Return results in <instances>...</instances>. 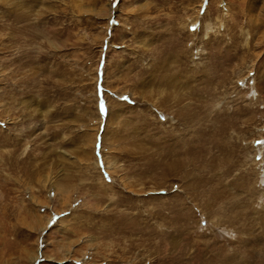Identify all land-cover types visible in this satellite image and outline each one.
Masks as SVG:
<instances>
[{"label":"rangeland","instance_id":"obj_1","mask_svg":"<svg viewBox=\"0 0 264 264\" xmlns=\"http://www.w3.org/2000/svg\"><path fill=\"white\" fill-rule=\"evenodd\" d=\"M0 264H264V0H0Z\"/></svg>","mask_w":264,"mask_h":264},{"label":"snow or ice","instance_id":"obj_2","mask_svg":"<svg viewBox=\"0 0 264 264\" xmlns=\"http://www.w3.org/2000/svg\"><path fill=\"white\" fill-rule=\"evenodd\" d=\"M125 99H127V98H125Z\"/></svg>","mask_w":264,"mask_h":264}]
</instances>
